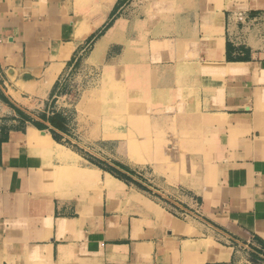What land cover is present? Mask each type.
<instances>
[{"label": "crops", "instance_id": "0c3cea01", "mask_svg": "<svg viewBox=\"0 0 264 264\" xmlns=\"http://www.w3.org/2000/svg\"><path fill=\"white\" fill-rule=\"evenodd\" d=\"M92 1L99 0H0V264L263 259L264 0H198L208 6L197 13L195 58L174 64H165L163 52L152 58L153 68H163L156 75L166 70L167 80H182L166 86L165 101L154 111L174 115V140L191 144L180 158L201 161L198 173L187 177L185 167L176 185L143 176L141 191L120 178L123 183L101 190L98 181L104 183L108 172L103 171L94 194L66 189L68 196H58L44 186L49 171L38 154L44 150L27 137L35 129L49 134L37 124L55 128L49 116L41 124L32 113L58 90L86 43L120 9L119 0H100L91 14ZM213 12L224 31L220 60L207 38L206 16ZM181 209L190 214L183 216Z\"/></svg>", "mask_w": 264, "mask_h": 264}, {"label": "rangeland", "instance_id": "374dc122", "mask_svg": "<svg viewBox=\"0 0 264 264\" xmlns=\"http://www.w3.org/2000/svg\"><path fill=\"white\" fill-rule=\"evenodd\" d=\"M99 2L92 1L91 14L98 12ZM118 3L119 11L113 12L86 43L73 67L60 77L58 90L32 113V118L41 124L43 116L56 117L61 129L42 130L78 157L74 161L62 160L35 150L49 171L43 181L46 188L51 185L53 195L68 196L67 189L73 195L88 196L95 193L98 182L102 190L123 183L121 180L142 191L145 190L142 183L146 181L143 176L155 182L167 178L171 185H176L180 174L186 172L185 167L187 177L202 168L199 160L180 158L191 144L183 141L177 144L174 140V115L154 111L155 104L165 101L169 92L166 86H173L176 81L167 80L165 69L163 75H156L154 70L161 67L153 68L152 58L163 52L165 64L194 59L197 13L208 5L198 0ZM210 5L224 8L223 4ZM210 36L208 32L207 38ZM177 82L180 84L182 80ZM19 83L30 84L24 80ZM33 149H29L30 153ZM78 168L86 170V176L80 175ZM103 171H108L107 180L97 182ZM109 172L116 176V181H108ZM216 240L228 244L221 235H216ZM246 264H264V258L249 256Z\"/></svg>", "mask_w": 264, "mask_h": 264}, {"label": "bare ground", "instance_id": "6f19581e", "mask_svg": "<svg viewBox=\"0 0 264 264\" xmlns=\"http://www.w3.org/2000/svg\"><path fill=\"white\" fill-rule=\"evenodd\" d=\"M202 1L203 2H210V1H214V0H202ZM254 5L257 6L256 4H254ZM206 20L208 21V30H209V34L211 35L208 38V40H209V45H210L211 50H212V56L214 57L215 60L223 59L224 58L223 57L224 31L222 29L223 28L222 27V21H220V19L218 18V16L214 12L209 13L208 16H206ZM49 77H50V75H49ZM50 80L51 79H49L47 82H45V84H47V86L50 85ZM41 133H45V132H42L39 129H35V131L30 132V134L27 137L28 143L38 145L47 154L55 156L58 159L70 160V161H74V160L78 159V157L76 156L77 154L75 152H73L72 150L66 149L58 141H56L53 137L46 135V133L45 134H41ZM77 162H78V160H77ZM85 171L86 170H84L83 168H78V173L80 175L86 176ZM107 176L109 179L108 181H116L115 180L116 178L112 174L108 173ZM53 186H56V185L54 184ZM225 256H226V254H225Z\"/></svg>", "mask_w": 264, "mask_h": 264}, {"label": "trees", "instance_id": "16d2710c", "mask_svg": "<svg viewBox=\"0 0 264 264\" xmlns=\"http://www.w3.org/2000/svg\"><path fill=\"white\" fill-rule=\"evenodd\" d=\"M49 119H50V121L52 122V125H53L54 127L58 128V129H61V128H62V125H61L60 121H58V119H57L56 117H50ZM37 125H39V127H40L41 129L44 128V127L40 126V124H37Z\"/></svg>", "mask_w": 264, "mask_h": 264}, {"label": "built area", "instance_id": "2783aa9c", "mask_svg": "<svg viewBox=\"0 0 264 264\" xmlns=\"http://www.w3.org/2000/svg\"><path fill=\"white\" fill-rule=\"evenodd\" d=\"M238 17H239L240 20H242V19L244 18L243 13H240ZM180 214H182L183 216H187V215H189L190 213H189L187 210H185V209H181V210H180Z\"/></svg>", "mask_w": 264, "mask_h": 264}]
</instances>
